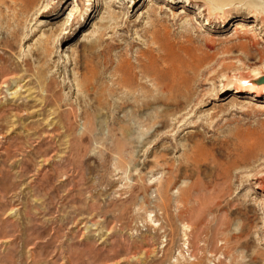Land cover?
<instances>
[{"label": "rangeland", "instance_id": "obj_1", "mask_svg": "<svg viewBox=\"0 0 264 264\" xmlns=\"http://www.w3.org/2000/svg\"><path fill=\"white\" fill-rule=\"evenodd\" d=\"M184 1L101 0L84 22L91 0H0L4 28L29 12L16 49H0L17 69L0 80V264H264V91L241 89L264 74L236 75L264 67V39L248 42L264 22L244 9L264 0ZM63 27L73 35L41 56ZM114 115L135 141L122 161ZM169 177L173 227L159 208Z\"/></svg>", "mask_w": 264, "mask_h": 264}, {"label": "bare ground", "instance_id": "obj_2", "mask_svg": "<svg viewBox=\"0 0 264 264\" xmlns=\"http://www.w3.org/2000/svg\"><path fill=\"white\" fill-rule=\"evenodd\" d=\"M169 1V0H168ZM173 1H176V0H173ZM189 1L190 0H185L184 1V3H185V6H186V4H188L189 3ZM191 2V1H190ZM100 3H101V0H91V4L90 5H88L89 7H91L92 8V10H91V13L89 14V16L87 17V18H85V20H84V22L86 21V22H88L89 21V19H90V17H91V15L93 14V12L95 11V6H97V8L100 6ZM202 3H204V2H202ZM50 4V3H49ZM49 4H47V5H45V7H44V10H43V14L44 13H46V12H48V10H49ZM206 3H204L203 4V6H202V8H201V11L203 12V10H204V5H205ZM263 4V5H262ZM1 5V4H0ZM252 5H253V7H250V6H248V7H246V8H244V9H246V10H249L251 13H253L254 15H256V17H259L260 19H262L263 20V22H264V1L263 2H260V3H257V2H253L252 3ZM62 7V8H61ZM241 8H243L242 7V5L241 6H229V7H227V9L225 10V12L227 11L228 12V10H233V9H235V10H233V11H231V12H228V14H227V22H229L230 21V19L234 16V15H241V14H244V13H247V11H242V9ZM59 9H61V11H62V9H63V6H60V5H57L56 6V9H55V12H57ZM243 9V10H244ZM79 10H80V6H79V4H78V1L74 4V6L72 7V9H71V11L69 12V14L67 15V18H66V22H65V24H69L70 22L71 23H73L72 21L75 19V17H76V15H77V13L79 12ZM5 11V10H4ZM21 11V10H20ZM150 12L151 13H153L154 12V9H150ZM29 12H27V10H22V13L20 14V19L18 20L19 21V23L17 24V26H15V27H13L12 29L9 27L10 26V24L8 23V27L7 28H4V22L2 21V19H1V14H2V8L0 7V31H2V30H5L6 29V35H3L2 37H1V35H2V32H0V49L1 50H4V53H5V51H9V50H13V49H16V47H17V45H18V43L20 42V38H19V36H17V34L19 33V31L21 30V32H22V28L20 29V26H21V22H23L22 21V19H24V18H27V14H28ZM6 14V13H5ZM5 14H4V16H5ZM36 14V13H35ZM234 14V15H233ZM96 15V13L94 14V16ZM187 16V13H186V11H181L179 14H177V16ZM7 16V15H6ZM19 17V16H18ZM176 17V16H175ZM28 18H29V16H28ZM112 18V20L113 21H117V19H118V17H111ZM6 19V18H5ZM220 19H222V20H225L226 18H220ZM192 20L193 19H191L190 21L192 22ZM6 21V20H5ZM27 21H28V19H27ZM109 21V20H108ZM214 22H217V23H221V24H224L222 21H218V20H215ZM263 22L261 21L260 23H261V25L263 26ZM6 23V22H5ZM206 23L207 24H209V22H208V20H206ZM23 25H25L26 26V23L25 24H23ZM22 25V26H23ZM222 26V25H221ZM232 26H234V25H232ZM250 26V25H249ZM10 28V29H9ZM110 27H109V25H108V22H104V23H102L99 27H98V29H97V32L99 33L98 34V39L100 40V37H102L103 36V34L105 33V31H107L108 29H109ZM202 28H203V26L202 25H199L198 23H195V29L198 31H200V30H202ZM254 28H258L257 26H254V25H252L251 27H247V29L248 30H252V29H254ZM203 31V30H202ZM59 33V34H58ZM58 34V35H57ZM69 35H73V33H72V30H69V29H67V28H62V29H60L57 33H55L54 35H53V39H51L50 41H49V43H50V47L49 48H43L42 50H40V55L41 56H43V57H46V58H51L52 57V55H54V54H57V52H58V45H59V43L61 44L63 41H64V39L67 37V36H69ZM238 37V36H237ZM245 38V37H244ZM261 38V39H260ZM264 39V34L263 33H261V34H258V35H252L251 34V38H248V42L249 43H253V44H256V43H258V40H263ZM246 40H247V38H246ZM258 54H259V56H261V53L260 52H258ZM38 58V57H37ZM261 60H260V58H258L257 59V61L256 62H260ZM15 68H17L18 67V65L17 64H14V63H11ZM24 64H25V66H27V69H26V72H28V71H32L33 73H34V75H36V78L39 80L40 78H41V70H37V72L34 70V68L32 67V64L28 61V60H25L24 61ZM31 64V65H30ZM226 66V65H225ZM224 66V67H225ZM3 67V66H2ZM228 67V66H227ZM229 69L230 68H232V67H228ZM227 68V69H228ZM237 68V67H236ZM235 68V69H236ZM235 69H233V70H235ZM17 69H14V68H8V67H3V68H1L0 67V80H2L1 82L2 83H4V84H9L8 82V80L9 79H7L6 77H7V75H9V74H11V73H13V71H16ZM116 70V69H115ZM118 70V69H117ZM122 70V69H121ZM35 71V72H34ZM243 71V70H242ZM128 72V71H127ZM236 71H234L233 73H235ZM115 73V72H114ZM128 74V73H127ZM225 74V73H224ZM264 74V67L263 68H253L250 72H248V73H238V74H236L237 76H240V77H244V78H246V79H252V78H256L257 76H259V75H263ZM120 75V74H119ZM235 75V74H234ZM114 76L115 77H117L118 78V76H117V74H114ZM121 76H122V74H121ZM127 77V76H126ZM126 77H119L118 79H119V81H113V83L115 84V85H117V86H120L121 84H123V83H127L129 80H131L132 79V75L131 76H128V78H126ZM244 78H241L240 79V81H243L244 80ZM220 79H221V76H220ZM240 85V84H239ZM223 86V85H222ZM240 86H242V85H240ZM242 87H244V86H242ZM164 89V88H163ZM241 89H253L255 92H257V93H261L262 91H264V84L263 85H261V86H248V87H244V88H241ZM113 90V89H112ZM164 91V90H163ZM46 92H50V90H49V88L47 89V91ZM122 104V103H121ZM14 108H16V107H14ZM262 109H264V105H263V107H261ZM124 114V118H126V120H122L123 122H125V121H127V119H128V114L125 112V113H123ZM136 116V115H135ZM121 120H120V118H119V116H113V125H117L116 127L118 128V130H119V132L118 133H121V136H123L124 135V133L126 134V137H127V139H124V138H126L125 136L124 137H119L120 139H117V141H116V145H114V147L113 148H111V149H109L111 152H115V153H119V155H120V157L122 158L121 159V161L123 160V159H125V158H128V155H127V157H126V149H127V145H129V144H133V143H135V141L134 140H131V138H129L128 136H130V131L131 130H126L123 126H121V124L123 123ZM126 123V122H125ZM125 123H123V125L125 124ZM114 130V129H113ZM96 132V131H95ZM94 132V133H95ZM117 132V131H116ZM129 138V139H128ZM78 139V138H77ZM81 139V138H80ZM126 141H127V143L128 144H126ZM150 142H152V141H150ZM149 143V142H148ZM148 143H146V145L148 144ZM150 144V143H149ZM145 146V145H144ZM134 147V146H133ZM129 148V147H128ZM130 150V149H129ZM128 150V151H129ZM108 151V150H107ZM79 152H81V151H79ZM135 152V151H134ZM109 153V152H108ZM108 153H107V155H108ZM136 154V153H135ZM104 155V154H103ZM106 155V154H105ZM72 157V156H71ZM82 157V156H81ZM101 158V157H100ZM103 158H104V156H103ZM109 158V157H108ZM70 159V158H69ZM76 159H78V155H77V157H76ZM83 159H84V157H83ZM105 159H107V157H105ZM72 160V159H71ZM81 161V160H80ZM109 161V160H108ZM85 162V161H84ZM88 162V161H87ZM99 162H101V161H99ZM105 162H106V160L104 161V163L103 164H105ZM72 163V162H71ZM77 164V163H76ZM85 164V163H84ZM102 164V163H101ZM101 164H99V165H101ZM107 164V163H106ZM105 164V165H106ZM122 163H119V165H121ZM79 166V165H78ZM80 166H81V164H80ZM120 167V166H119ZM102 168V167H101ZM103 168H105V167H103ZM106 168H107V166H106ZM77 169V168H76ZM73 170V169H72ZM145 170H151V168L148 166V165H145ZM168 170V176H169V174L171 173V170L170 169H167ZM67 171H68V169H67ZM151 172H153V171H151ZM257 184H258V186L261 188V191H262V197H263V202H264V179H262V178H260V177H257ZM171 185V177H169V178H165V181H164V183H163V186H165L164 188H166V190L165 191H163L162 193H161V201H162V199H164V200H166V201H164V202H162V204H160L161 205V207H159L160 208V210L163 212V214L166 216V219H167V222H168V225L169 226H171V227H173V224H174V221H175V219L176 218H178V217H180V216H182V211H179V213L175 216V215H172L171 213H170V207H171V204H172V199L170 198V196L168 195V188H169V186ZM148 189V187H147V184H145V185H138V186H136V187H133L132 188V190H131V197L129 198V199H127L125 202H126V204H125V206H123L120 210H121V212H123V214L122 215H120L119 217L121 218V219H124V218H126V216H127V214H128V211H129V209H128V204H133L134 203V200H135V196H133V193L136 191V190H139V191H142V192H146V190ZM144 203H148V205H149V200L147 199V198H144ZM159 206V205H158ZM157 206V207H158ZM160 229H162V226L160 227ZM177 232V231H176ZM172 233V232H171Z\"/></svg>", "mask_w": 264, "mask_h": 264}]
</instances>
